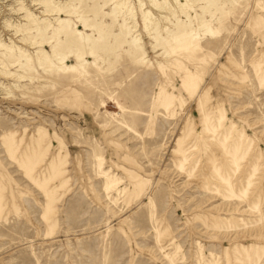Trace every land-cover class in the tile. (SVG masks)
Wrapping results in <instances>:
<instances>
[{
	"label": "rangeland",
	"instance_id": "obj_1",
	"mask_svg": "<svg viewBox=\"0 0 264 264\" xmlns=\"http://www.w3.org/2000/svg\"><path fill=\"white\" fill-rule=\"evenodd\" d=\"M0 264H264V0H0Z\"/></svg>",
	"mask_w": 264,
	"mask_h": 264
},
{
	"label": "bare ground",
	"instance_id": "obj_2",
	"mask_svg": "<svg viewBox=\"0 0 264 264\" xmlns=\"http://www.w3.org/2000/svg\"><path fill=\"white\" fill-rule=\"evenodd\" d=\"M120 6V5H119ZM67 24H68V22H67ZM84 26H86V24L84 25ZM92 27V26H91ZM75 32V31H74ZM81 34H79V36H80ZM82 38H84V37H82Z\"/></svg>",
	"mask_w": 264,
	"mask_h": 264
}]
</instances>
